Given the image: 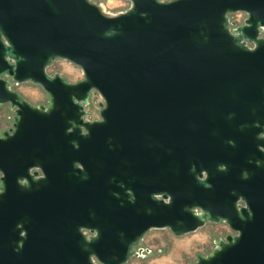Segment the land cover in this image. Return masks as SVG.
I'll list each match as a JSON object with an SVG mask.
<instances>
[{"label":"water","instance_id":"obj_1","mask_svg":"<svg viewBox=\"0 0 264 264\" xmlns=\"http://www.w3.org/2000/svg\"><path fill=\"white\" fill-rule=\"evenodd\" d=\"M129 1L110 14L91 0H0V106L14 114L0 127V201L37 166L106 192V211L79 221L95 238L31 254L4 238L3 203L0 264H125L149 252L135 247L151 228L181 236L208 221L232 233L194 264H264V0ZM55 59L83 78L49 74ZM12 81L39 85L47 105Z\"/></svg>","mask_w":264,"mask_h":264},{"label":"flooded vegetation","instance_id":"obj_2","mask_svg":"<svg viewBox=\"0 0 264 264\" xmlns=\"http://www.w3.org/2000/svg\"><path fill=\"white\" fill-rule=\"evenodd\" d=\"M246 44L250 48L254 46L251 42ZM16 85L19 84L12 81L13 89ZM4 109L6 111H3ZM13 116V111L8 105L0 106V127L2 123L7 122L9 128ZM259 137L264 138V131L259 133ZM205 177L206 173L203 172L202 179ZM17 183L18 186L9 188L4 202L0 201V208L3 203L6 205L7 235L4 238H9L10 242L17 246L16 250L24 244L30 254L45 251L48 245L50 246L48 238H78V232L87 240L97 236L96 228L80 225L79 221L80 217L96 214L101 205L106 211L105 191L93 187L91 191L80 194L77 180L72 179L70 186L66 181L64 186L60 176L49 177L40 166L30 168L28 175L19 178ZM4 192L5 189L0 188V195ZM154 196L159 198L158 194ZM193 212L199 214L201 210L194 208ZM207 224L220 225L221 230L225 231V236L232 233L224 221H208L205 225ZM147 232L141 238H144Z\"/></svg>","mask_w":264,"mask_h":264},{"label":"rangeland","instance_id":"obj_3","mask_svg":"<svg viewBox=\"0 0 264 264\" xmlns=\"http://www.w3.org/2000/svg\"><path fill=\"white\" fill-rule=\"evenodd\" d=\"M96 1L105 12L110 14L124 12L131 5L129 0ZM48 70L62 75L70 82L83 78L78 67L62 59L52 61ZM14 89L34 106L47 105L48 95L37 84L28 81L14 86ZM101 102L102 99L98 94L91 95L90 102L86 106V119L99 118ZM7 125V122L2 123L1 127L5 129ZM224 237L225 231L221 230L220 225L214 224H207L181 236L173 234L167 228L151 229L135 247V251L143 248L149 249V252L143 251L140 256H132L125 264H194L198 254L209 255Z\"/></svg>","mask_w":264,"mask_h":264},{"label":"built area","instance_id":"obj_4","mask_svg":"<svg viewBox=\"0 0 264 264\" xmlns=\"http://www.w3.org/2000/svg\"><path fill=\"white\" fill-rule=\"evenodd\" d=\"M91 1L97 3L96 0H91ZM246 16H247L246 13H243V12H237V13L230 14L228 16L230 29H233V28H236L239 25H242L244 23V20H245ZM260 36H264V33L262 32L260 34ZM48 67H47V72L49 74H54V73H52L51 71L48 70Z\"/></svg>","mask_w":264,"mask_h":264}]
</instances>
